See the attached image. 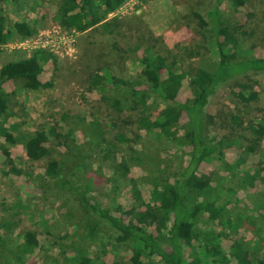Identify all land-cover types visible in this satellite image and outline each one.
<instances>
[{
    "label": "rangeland",
    "instance_id": "1",
    "mask_svg": "<svg viewBox=\"0 0 264 264\" xmlns=\"http://www.w3.org/2000/svg\"><path fill=\"white\" fill-rule=\"evenodd\" d=\"M0 3L11 29V37L0 42V69L6 62L42 49L18 37L13 28L18 19L37 23L34 36L51 37L48 51L56 58L44 64L41 74L42 81L52 82L51 87L31 90L18 88L12 82L4 85L12 99L13 116L9 123H18L23 132H48L52 157L59 158L67 167L80 163L96 173H103L105 176L98 180L101 183L88 193L92 203L112 214L118 203L133 206V197L125 189L128 177L114 178L112 168L129 145L160 146L163 166L168 172L178 171L185 164V155L170 141L137 130L136 116L129 109L123 92L106 80L98 87L93 86L91 77L106 68L112 74L143 85L146 80L136 56L146 54L149 48L165 54L171 50L179 67L189 72L201 62L215 58L216 54L201 34L203 23L200 20L203 22L211 6L209 0H123L108 16L109 29L97 27L84 32L66 30L58 24V0ZM221 7L231 19L243 25L246 45H253L257 55L264 54V0H249L239 8L223 2ZM252 79L253 83L256 81L253 88L242 90L246 95L251 90L257 91L255 100L238 99L236 93L240 87L235 81L221 84L209 99L210 137L214 141L222 139L224 145L230 143L226 145L223 159L230 166L223 161H206L200 165V171L210 177L218 194L231 196L232 203L223 220L211 223L214 231L227 234L221 238L225 251L236 242L244 253L254 258L264 255V139L249 151L247 145L253 142V136L247 129L251 119L264 115V73L253 75ZM190 95L186 78L179 98L185 100ZM114 97L122 98L119 112L111 106L110 100ZM233 115L239 117L238 122L233 120ZM93 121L98 123L97 128L102 133V145L114 143L120 149L109 159L101 157L103 151L97 144L101 138H97ZM119 135L127 137L128 141H120ZM0 143L9 147L14 167L21 171L20 174L11 171L0 150V218L15 222L13 234L7 236L13 244L24 231L36 232L39 246L29 255L28 264H67L66 257L78 255L77 247L88 249L90 257L107 264L119 259L128 262L131 247L117 243L107 223L87 211L74 194L55 187L45 174L44 160H29L22 144H8L3 139ZM257 173L263 178L257 177L253 186L242 181ZM145 174L138 166H132L129 171L132 177ZM139 188L148 200V184L141 182ZM195 199V194H189L187 202ZM88 223L97 225L98 233L94 238L88 235ZM230 264H237V260L231 258Z\"/></svg>",
    "mask_w": 264,
    "mask_h": 264
},
{
    "label": "trees",
    "instance_id": "2",
    "mask_svg": "<svg viewBox=\"0 0 264 264\" xmlns=\"http://www.w3.org/2000/svg\"><path fill=\"white\" fill-rule=\"evenodd\" d=\"M209 1L211 6L206 10L203 22L200 20L203 23L201 34L216 54L215 58L201 62L198 68L189 72L179 67L176 55L171 50L165 54L147 48L146 54L136 56L146 80L143 85L137 80L112 74L106 68L91 77L93 86L98 87L106 80L125 94L129 109L136 116L139 132L168 140L185 155V164L178 171L168 172L163 166L160 146H127L112 168L115 169L114 178L118 175L128 177L125 189L133 197V206L125 207L118 203L113 214L103 211L88 199L90 190L101 183L98 180L105 176L103 173H96L80 163L67 167L59 158L52 157L48 132H23L18 123H9L13 116L12 99L4 85L12 82L18 88L31 90L51 87L52 82L42 81L41 74L47 61H55V55L46 49H39L1 66L0 139L12 145L22 144L31 161L44 160L45 174L55 187L74 194L87 211L97 214L107 223L117 243L131 247L132 254L128 262L119 259L112 264H230L231 258L236 259L237 264H264V255L253 258L244 253L236 242L225 251L221 238L227 234L218 233L211 226V223L223 220L232 200L228 194H218L211 185L210 177L200 171L203 162L223 161L226 145H230L229 142L224 145L222 139L214 141L210 137L212 115L207 111L209 99L221 84L235 81L240 87L236 93L238 99L242 102L255 100L257 91L251 90L246 95L242 89L253 88L256 83H253V75L264 73V54L257 55L253 45H246L243 25L231 19L221 7L223 2H228L230 7L239 8L249 0ZM122 2L58 0L56 20L66 30L84 32L97 27L109 29L111 21L108 16ZM13 28L20 38L32 37L38 30L36 22L22 19L14 21ZM10 37L11 29L8 27L5 8L0 3V42ZM186 78L189 79L191 95L181 100L179 91ZM110 101L115 111L122 110V98L114 97ZM233 120L238 122L239 117L233 115ZM92 124L96 126L97 138H101L97 141L103 151L101 157L109 159L120 149L114 143L102 145L98 123L93 121ZM247 130L253 136V142L248 143L247 148L253 151L259 141L264 139V115L251 119ZM118 139L128 141L123 135H119ZM0 150L5 156L6 165L11 166L10 170L20 174L21 171L14 167L9 147L0 143ZM132 166L140 167L146 174L129 176ZM257 177L263 178L257 173L250 175L247 181H242L253 186ZM141 182L148 184V200L139 188ZM189 194H195L196 199L187 202ZM15 225L8 218H0V230L5 232L0 231V264H28L29 255L39 246L38 236L33 230L24 231L13 244L7 236L13 234ZM87 229L89 237L94 238L98 233L96 224L88 223ZM77 249H80L77 256L66 257L67 264H107L97 257H90L88 249Z\"/></svg>",
    "mask_w": 264,
    "mask_h": 264
},
{
    "label": "built area",
    "instance_id": "3",
    "mask_svg": "<svg viewBox=\"0 0 264 264\" xmlns=\"http://www.w3.org/2000/svg\"><path fill=\"white\" fill-rule=\"evenodd\" d=\"M50 38L51 37L49 38L43 37L42 35L39 34L37 36L25 38V41L33 42L35 46L48 50L49 48L48 46L50 45L51 42Z\"/></svg>",
    "mask_w": 264,
    "mask_h": 264
}]
</instances>
